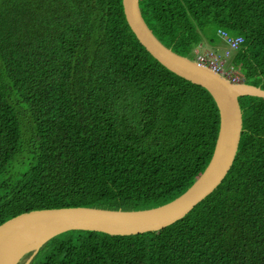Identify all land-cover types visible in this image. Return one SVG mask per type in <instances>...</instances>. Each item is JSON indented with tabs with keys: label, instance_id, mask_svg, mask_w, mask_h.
<instances>
[{
	"label": "trees",
	"instance_id": "trees-1",
	"mask_svg": "<svg viewBox=\"0 0 264 264\" xmlns=\"http://www.w3.org/2000/svg\"><path fill=\"white\" fill-rule=\"evenodd\" d=\"M140 9L178 55L221 43L242 83L264 89V0ZM239 102L235 163L184 219L136 236L67 232L31 264H264V98ZM219 130L211 94L151 56L123 0H0V226L33 211L171 203L206 171Z\"/></svg>",
	"mask_w": 264,
	"mask_h": 264
},
{
	"label": "water",
	"instance_id": "water-1",
	"mask_svg": "<svg viewBox=\"0 0 264 264\" xmlns=\"http://www.w3.org/2000/svg\"><path fill=\"white\" fill-rule=\"evenodd\" d=\"M123 7L131 30L151 56L172 73L206 89L215 100L220 113V130L212 160L186 193L158 208L123 211L79 207L22 214L0 226V264H31L49 241L71 231L136 236L164 230L184 219L213 194L235 163L243 132L239 99L264 98V89L233 84L215 71L166 47L144 20L140 0H123Z\"/></svg>",
	"mask_w": 264,
	"mask_h": 264
},
{
	"label": "built area",
	"instance_id": "built-area-1",
	"mask_svg": "<svg viewBox=\"0 0 264 264\" xmlns=\"http://www.w3.org/2000/svg\"><path fill=\"white\" fill-rule=\"evenodd\" d=\"M226 41H228L229 45L232 48H235V49H237L238 47L240 48V42L236 38H227ZM197 57H199L200 59V62L197 61L200 66H203V67H206V68H209L215 71L216 73L220 74L222 77L228 79L233 84H242V76L240 74L236 75L235 77L231 76L230 73L235 72V71L233 69L232 70L225 69L223 62L219 61V59L213 56H208V55L206 56L197 55Z\"/></svg>",
	"mask_w": 264,
	"mask_h": 264
},
{
	"label": "rangeland",
	"instance_id": "rangeland-1",
	"mask_svg": "<svg viewBox=\"0 0 264 264\" xmlns=\"http://www.w3.org/2000/svg\"><path fill=\"white\" fill-rule=\"evenodd\" d=\"M237 40H239V42H240V45H243L245 42H244V38L243 37H238V38H236ZM207 45V44H206ZM218 45H221V43H219V44H217V45H215V46H218ZM203 44H201L196 50H195V54H198L199 56L200 55H204V56H206V54L209 56L211 53H214V54H216L215 52H211V50H205V51H203L201 48H203ZM204 52L206 53V54H204ZM196 56V55H195ZM192 60H194L195 62H197V61H199L200 62V59H199V57H192ZM198 63V62H197ZM223 64H224V67L227 69V70H232V69H234V71L235 72H231L230 74H231V76H236V75H239L240 73H238L237 72V70H236V68L235 67H233V66H231L230 64H229V61H226V62H223ZM189 190V189H188ZM187 190V191H188ZM186 191V192H187ZM185 192V193H186ZM92 208H95V207H92ZM154 209V208H153ZM128 211H142V210H128Z\"/></svg>",
	"mask_w": 264,
	"mask_h": 264
},
{
	"label": "crops",
	"instance_id": "crops-1",
	"mask_svg": "<svg viewBox=\"0 0 264 264\" xmlns=\"http://www.w3.org/2000/svg\"><path fill=\"white\" fill-rule=\"evenodd\" d=\"M232 38H238V37H232ZM202 44L204 45L203 48H201L203 51L211 50V52H215L216 54L211 53L209 56H213L219 60H222L221 57H223L224 53H226L225 47L222 44L218 45V46L211 45L208 42H203ZM204 54H206V53L204 52Z\"/></svg>",
	"mask_w": 264,
	"mask_h": 264
},
{
	"label": "clouds",
	"instance_id": "clouds-1",
	"mask_svg": "<svg viewBox=\"0 0 264 264\" xmlns=\"http://www.w3.org/2000/svg\"><path fill=\"white\" fill-rule=\"evenodd\" d=\"M241 46V45H240ZM196 55H198V54H196ZM219 61H221V62H226L227 60H225V59H222V60H219ZM226 69V68H225ZM241 75V74H240ZM228 80V79H227ZM242 84H245V83H242Z\"/></svg>",
	"mask_w": 264,
	"mask_h": 264
}]
</instances>
